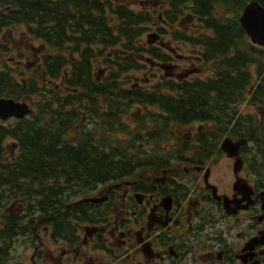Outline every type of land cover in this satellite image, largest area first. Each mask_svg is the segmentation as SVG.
Instances as JSON below:
<instances>
[{"label": "trees", "instance_id": "trees-1", "mask_svg": "<svg viewBox=\"0 0 264 264\" xmlns=\"http://www.w3.org/2000/svg\"><path fill=\"white\" fill-rule=\"evenodd\" d=\"M247 1L161 0L159 9H150L121 0H0V49L7 47L2 37L10 26L24 25L35 43L24 81L10 67L0 68V95L23 97L33 108L26 118L0 121L1 249L8 247L6 237L30 230L34 213L61 221L81 216L84 205L70 197L123 183L138 165L151 164L134 157L132 147L138 155L137 141L172 125L201 124L203 144L216 145L223 135L246 137L260 158L257 184L264 185V132L253 114L239 110L248 95L264 105V47L247 40L238 21ZM158 20L154 33L170 36L163 47L142 38L146 25ZM185 44L208 64L204 77L128 85L127 76L144 68L140 55L164 63L171 58L166 47L176 56ZM131 111L137 126L129 128L123 119ZM75 132L78 138L69 136ZM121 132L128 135L124 142L116 138Z\"/></svg>", "mask_w": 264, "mask_h": 264}, {"label": "flooded vegetation", "instance_id": "flooded-vegetation-1", "mask_svg": "<svg viewBox=\"0 0 264 264\" xmlns=\"http://www.w3.org/2000/svg\"><path fill=\"white\" fill-rule=\"evenodd\" d=\"M258 122L264 124L263 117ZM197 129L184 144L188 155L169 153V161L176 159L170 165L141 161L151 164L138 165L135 171L141 172H134L132 180L96 186L93 192L99 188L98 192L72 201L84 205L81 216L61 221L40 214L28 231L35 240L30 264H179L185 259L187 264H264V185L243 174L250 156L244 147L250 141L239 146L238 170L235 157L221 152L232 160L233 180L224 184L210 179L215 147L199 142ZM240 178L246 184L236 185ZM193 188L202 195L194 194ZM207 216L211 217L205 221ZM221 222L222 229L213 234ZM24 234L6 237L8 247L0 248V264H24ZM18 242L22 258L12 253ZM197 250L201 251L195 256Z\"/></svg>", "mask_w": 264, "mask_h": 264}, {"label": "rangeland", "instance_id": "rangeland-1", "mask_svg": "<svg viewBox=\"0 0 264 264\" xmlns=\"http://www.w3.org/2000/svg\"><path fill=\"white\" fill-rule=\"evenodd\" d=\"M123 2H125L127 5H130L131 7L134 8H140L142 6H151L150 9H159L160 6L158 3L161 2V0H157L156 3H152L151 0H121ZM155 4V5H154ZM218 15L222 14L225 15L226 17L230 18L232 15L230 13H225L223 12L221 9H217L216 10ZM157 26H162V23H160V21L158 20L156 23H150L148 25H146V27L148 29L145 28L143 34H142V38L145 39V37L147 36V34L152 33V32H157ZM4 30H6V32L4 33L3 37H2V41L3 43H5L7 45L6 48H1L0 49V68H3L4 66L10 67L12 70V73H16L19 79H24L26 78V76L29 74V65H32L33 62L31 63V61H34V57L35 54L33 53V49L31 50L32 46L35 45V43H33L32 38H30V36L27 34L26 31V27L24 25H19V26H10L7 27V29L4 28ZM161 34V35H160ZM159 36H157L153 42H150V44L153 45H158L160 42L161 47H163V44H161V41L166 43L167 41H169V35L165 34V33H160ZM248 40V38H247ZM171 41V40H170ZM171 43L173 44V47L176 44V41H171ZM178 49V48H177ZM166 51L169 52V55H171V58L167 61L164 62V64H168L171 67L167 68L165 67L166 65H162L161 63H159L157 59L151 60V62L149 63L147 60H143L146 59L145 56L140 55V57H138L137 59H141V61H143V69L142 70H137L136 72H131L127 77H128V85L132 84V83H136L139 85H150L152 82L156 81L159 77L164 76L166 74H171V75H176V74H181L184 73L182 76L183 78L188 77L189 75L197 74L196 76L199 77H204L206 74V71L209 69L208 64L204 65L202 63H200L199 61L195 60V57L190 54L191 52H194V47L190 44H185L182 48H179L178 51H176L177 53H181V54H176L175 56V51L174 50H170L167 47L165 48ZM192 55V56H189ZM185 59V60H183ZM187 60V62H186ZM194 60V61H192ZM29 64V65H27ZM211 64V62H210ZM188 69V72L185 73V71ZM135 71V70H134ZM196 72V73H195ZM22 73V74H21ZM21 74V75H19ZM167 77H169L168 75H166ZM194 77V76H193ZM253 88L249 90V93H251V91L253 92ZM0 97H10V96H5V95H0ZM14 98V97H12ZM16 99V98H14ZM16 100H23L25 102L28 103V105L31 107V104L29 101H27L25 98L23 97H19ZM239 110L241 112H243L244 114L246 113H251L255 116V118L259 121L260 117H263V121H264V105L260 104V103H252L249 102V95L247 96V98L243 101V103L241 104ZM138 112V111H136ZM133 113H135V111H131L129 113V115L125 116L123 121L128 123V127L131 128L133 126H137L136 124H134V122L131 120L133 118ZM140 113H136L135 116H138ZM13 122V119H8L5 120L4 123L5 124H10ZM262 126V130L264 132V124H260ZM147 127L150 126V124H146ZM89 127V126H88ZM198 127V129L196 131H200L203 129V127L196 123H192V124H187V125H183V126H171L169 128V130H161V131H157L154 130L153 131V136L147 141H145L146 139H144L143 141H137L136 144H140V149L141 151L139 152V154L137 155L135 147H132V151L131 154L137 158V156L142 158V161H152L153 157L155 156H160V155H165L166 157L164 159H162L166 164L170 165L171 163H173L176 159H171L170 161L167 159V156L170 154H172L173 156L176 155L178 156L179 153H181L183 156L188 155L185 154L186 149L188 150L189 148L184 147V144L186 142V146L189 143V137L190 135H194L196 134L194 129ZM75 133H72V135L69 134L70 137H74V138H78V135ZM224 136V135H223ZM223 136L220 137L219 140H215L216 145H212L215 148L211 151H213L214 155L212 158V171H211V175H210V179L211 180H217L219 179L222 183H228L230 185V183L233 180V175H232V168H231V163L232 160L229 161L227 159V157L225 155H223L221 152L222 150H220L218 148L219 142L221 141V139L223 138ZM116 138L120 141V142H124L121 140H126L128 139V135L126 133H118L116 135ZM12 140L10 138L5 139V143L9 144ZM117 142V146H121L122 143ZM195 145V144H193ZM8 146V145H7ZM12 148V153H14L15 149L14 147L10 146ZM244 149H246L250 154L249 156V160L246 161V167H245V171L243 172V174L245 175V177H248L250 180L252 181H259L261 179V171H260V165L258 164V162L260 161V158L258 156V154L255 152L254 148L252 147L251 143L248 142L246 144V146L244 147ZM254 157V159H252ZM145 159V160H143ZM155 160V159H154ZM161 163V162H160ZM252 163H255L252 165ZM180 164V163H179ZM178 164V165H179ZM250 164V165H249ZM251 170V173H249V170ZM141 170L137 169L136 171L139 172ZM135 171V173H137ZM141 172V171H140ZM134 177L131 176L128 178V180H132ZM127 181V180H126ZM109 184H103V185H98L97 187H104L107 186ZM99 188H97L95 191L98 192ZM92 191V192H91ZM89 192L88 195H91L93 192V190H91ZM193 193L194 194H198V195H202V191L200 189H195L193 188ZM80 198H82V194L80 195H75L70 197V201H75V200H79ZM193 198V197H192ZM10 205H8L7 207H9ZM39 214L38 213H34V216H32L33 219V224L30 226V230H32V227L35 226V223L37 221ZM208 217L211 216H207L205 221H208ZM224 222H221L220 224H215V231L213 232V234H215L217 231H219L220 229H222ZM24 225H26V220L24 221ZM226 227V226H225ZM208 231H210V229L208 228ZM35 232V231H34ZM24 264H30V255L33 252L34 249V238L31 239V236L29 235V233H31L29 231L24 232ZM22 237H20L19 239H21ZM206 242V241H205ZM211 242V241H210ZM209 247V246H208ZM23 246L21 242H18L16 244L12 245V253H15V255H20L18 256V258H22L23 257V253L21 252ZM206 250V249H204ZM201 250H197L195 252V256H197V254L200 252ZM14 255V256H15ZM13 256V257H14ZM15 264V263H14ZM179 264H187V259L183 260L182 262H180Z\"/></svg>", "mask_w": 264, "mask_h": 264}, {"label": "water", "instance_id": "water-1", "mask_svg": "<svg viewBox=\"0 0 264 264\" xmlns=\"http://www.w3.org/2000/svg\"><path fill=\"white\" fill-rule=\"evenodd\" d=\"M238 21L251 43L259 46H264V6L258 0H249L246 2L242 10L240 11ZM147 37H153L152 39H148L149 42H153L157 35L155 33H149L147 34ZM165 67L170 68L171 66L166 65ZM31 111V107L27 102L23 100H16L12 97H0L1 120H5L9 117H16L18 119H21L25 115L31 113ZM245 142V137H241L234 141L229 136H224L221 140L220 148L225 151L228 156L235 157L234 168H236L237 170L240 168L241 162V160L237 157L239 146ZM12 146L14 147L15 145L13 144ZM239 180H242L243 182ZM239 180H237L236 185L242 186L246 182L242 178H240ZM213 192H216L214 187ZM216 196L218 197V194H216ZM104 198L105 197H102V199ZM89 199L91 201L98 200L97 198Z\"/></svg>", "mask_w": 264, "mask_h": 264}]
</instances>
